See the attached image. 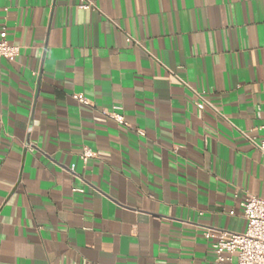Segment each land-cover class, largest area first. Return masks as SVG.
<instances>
[{
  "label": "crops",
  "instance_id": "crops-1",
  "mask_svg": "<svg viewBox=\"0 0 264 264\" xmlns=\"http://www.w3.org/2000/svg\"><path fill=\"white\" fill-rule=\"evenodd\" d=\"M86 1L0 0V264H217L264 196V0Z\"/></svg>",
  "mask_w": 264,
  "mask_h": 264
},
{
  "label": "built area",
  "instance_id": "built-area-1",
  "mask_svg": "<svg viewBox=\"0 0 264 264\" xmlns=\"http://www.w3.org/2000/svg\"><path fill=\"white\" fill-rule=\"evenodd\" d=\"M81 8L90 9L94 7L92 2L82 0ZM19 54V46L11 44L7 40V32L0 33V58L13 60ZM197 96L202 101L197 102L203 108L206 104L201 92L196 91ZM81 101L86 102L84 98ZM119 122L121 116L112 113ZM252 144L260 151L262 164L264 167V138L255 141L249 138ZM94 156L91 148H85L82 158L87 161ZM244 217L247 220L246 230L229 231L222 229H209L205 235L213 236L215 233L216 242L214 244L215 261L217 264H264V196L249 194L243 202Z\"/></svg>",
  "mask_w": 264,
  "mask_h": 264
}]
</instances>
